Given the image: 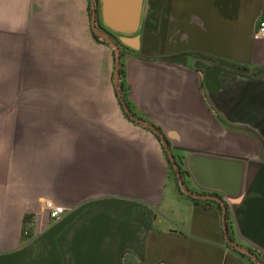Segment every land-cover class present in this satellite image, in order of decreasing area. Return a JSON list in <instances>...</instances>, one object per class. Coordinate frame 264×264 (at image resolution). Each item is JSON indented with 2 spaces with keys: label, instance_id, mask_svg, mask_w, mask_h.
<instances>
[{
  "label": "crops",
  "instance_id": "obj_1",
  "mask_svg": "<svg viewBox=\"0 0 264 264\" xmlns=\"http://www.w3.org/2000/svg\"><path fill=\"white\" fill-rule=\"evenodd\" d=\"M90 20V0H0V264L258 263L227 242L221 204L180 193L159 137L125 114L114 49ZM260 20L264 0H143L138 31L114 34L138 38L120 46L121 92L173 154L244 160L225 223L264 262Z\"/></svg>",
  "mask_w": 264,
  "mask_h": 264
},
{
  "label": "water",
  "instance_id": "obj_2",
  "mask_svg": "<svg viewBox=\"0 0 264 264\" xmlns=\"http://www.w3.org/2000/svg\"><path fill=\"white\" fill-rule=\"evenodd\" d=\"M90 3V26L92 32L114 49L115 60L113 69V84L125 114L129 117V119L149 129L159 137L167 154V158L178 177L179 188L185 195L198 199H215L221 204L224 220L223 228L227 242L241 251L246 252L250 256H253L258 263L264 264L263 261L259 260L258 257L250 251V249L235 243L231 238H229L228 227L225 223L227 202L239 197L241 194L245 167L244 160L199 152H194L185 159L179 155L173 154L163 132L151 122L132 113L124 99V96L122 95L119 85L120 58L122 51L119 43L129 48L137 49L138 38L136 35L132 38L121 35L115 39L111 32L123 35L135 34L139 28L143 0H100L101 18L104 25L102 27L98 21L96 7L97 0H90ZM127 95H129V91H127ZM182 166H185L184 171L181 170ZM184 176L191 177L197 186L204 190L215 192L216 196L197 193L191 190L187 184H185Z\"/></svg>",
  "mask_w": 264,
  "mask_h": 264
},
{
  "label": "built area",
  "instance_id": "obj_3",
  "mask_svg": "<svg viewBox=\"0 0 264 264\" xmlns=\"http://www.w3.org/2000/svg\"><path fill=\"white\" fill-rule=\"evenodd\" d=\"M253 37L255 39L264 38V20H260L258 22ZM42 207L48 211L50 218L53 220H57L65 212V209L62 205H57L50 199H43Z\"/></svg>",
  "mask_w": 264,
  "mask_h": 264
},
{
  "label": "trees",
  "instance_id": "obj_4",
  "mask_svg": "<svg viewBox=\"0 0 264 264\" xmlns=\"http://www.w3.org/2000/svg\"><path fill=\"white\" fill-rule=\"evenodd\" d=\"M97 8H98V7H97ZM94 36L96 37V39L101 40L102 42L106 43L104 40L100 39L99 36H97V35H95V34H94ZM121 46H123V45H121ZM123 76H124V70H123V67H122V63H120V78H122ZM168 162H169V161H168ZM169 164H170V162H169ZM170 170H171L173 173H175V171H174V169H173V167H172L171 164H170ZM176 184H177V188H178L179 192L182 193V194H184V193L180 190V188H179V184H178L177 179H176ZM186 196H187V195H186ZM188 197L191 198V199L194 200V201H198V199H196V198H192V197H190V196H188ZM29 219H30L29 216H25V219H24L25 226H24V229H23V234H24L25 237H29V235H30V229L27 227V223H28ZM239 253H240V252H239ZM240 254L243 255L242 253H240ZM243 256H244V255H243ZM255 264H258V263H255Z\"/></svg>",
  "mask_w": 264,
  "mask_h": 264
},
{
  "label": "flooded vegetation",
  "instance_id": "obj_5",
  "mask_svg": "<svg viewBox=\"0 0 264 264\" xmlns=\"http://www.w3.org/2000/svg\"><path fill=\"white\" fill-rule=\"evenodd\" d=\"M98 21H100V20H98ZM99 24L101 25V23L99 22ZM101 27H102V25H101ZM111 34H112V36L115 38V39H117V36L113 33V32H111ZM119 45L121 46L122 44H120L119 43ZM122 105V104H121ZM182 158H184L183 156H181ZM169 161V160H168ZM170 162V161H169ZM174 169V168H173ZM181 170L182 171H184L185 170V166H182L181 167ZM185 178H186V176H184V182H185V184H187V186H191L190 184H189V182H186L185 181ZM189 179H191V177H188ZM193 181V180H192ZM190 182H191V180H190ZM199 187V186H198ZM198 191L200 192V193H203V194H208V195H213V196H216V193L215 192H213V191H210V190H204V189H202V188H200L199 187V189H198ZM206 200H213V201H216L215 199H206Z\"/></svg>",
  "mask_w": 264,
  "mask_h": 264
},
{
  "label": "rangeland",
  "instance_id": "obj_6",
  "mask_svg": "<svg viewBox=\"0 0 264 264\" xmlns=\"http://www.w3.org/2000/svg\"><path fill=\"white\" fill-rule=\"evenodd\" d=\"M171 164V163H170ZM170 164H169V170H170ZM175 171V170H174ZM170 173H171V175L172 176H175V179H177V181H178V177H177V175H176V172L175 173H173L171 170H170ZM176 181V180H175ZM179 183V182H178Z\"/></svg>",
  "mask_w": 264,
  "mask_h": 264
}]
</instances>
